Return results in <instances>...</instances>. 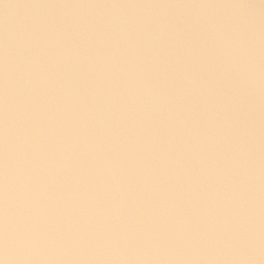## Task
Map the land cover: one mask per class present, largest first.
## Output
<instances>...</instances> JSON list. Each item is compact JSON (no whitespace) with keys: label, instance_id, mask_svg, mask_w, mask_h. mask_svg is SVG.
Here are the masks:
<instances>
[{"label":"water","instance_id":"1","mask_svg":"<svg viewBox=\"0 0 264 264\" xmlns=\"http://www.w3.org/2000/svg\"><path fill=\"white\" fill-rule=\"evenodd\" d=\"M0 262L264 264V0H0Z\"/></svg>","mask_w":264,"mask_h":264},{"label":"clouds","instance_id":"2","mask_svg":"<svg viewBox=\"0 0 264 264\" xmlns=\"http://www.w3.org/2000/svg\"><path fill=\"white\" fill-rule=\"evenodd\" d=\"M0 264H3V262H0Z\"/></svg>","mask_w":264,"mask_h":264}]
</instances>
